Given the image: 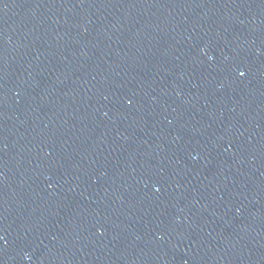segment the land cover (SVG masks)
Here are the masks:
<instances>
[{"label":"water","instance_id":"95a60500","mask_svg":"<svg viewBox=\"0 0 264 264\" xmlns=\"http://www.w3.org/2000/svg\"><path fill=\"white\" fill-rule=\"evenodd\" d=\"M212 0H0V192Z\"/></svg>","mask_w":264,"mask_h":264},{"label":"snow or ice","instance_id":"6c2138e0","mask_svg":"<svg viewBox=\"0 0 264 264\" xmlns=\"http://www.w3.org/2000/svg\"><path fill=\"white\" fill-rule=\"evenodd\" d=\"M241 75H244V73H243V72H241Z\"/></svg>","mask_w":264,"mask_h":264}]
</instances>
